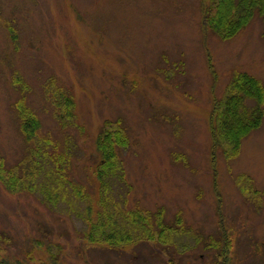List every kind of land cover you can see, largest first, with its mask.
I'll list each match as a JSON object with an SVG mask.
<instances>
[{
	"label": "rangeland",
	"instance_id": "rangeland-1",
	"mask_svg": "<svg viewBox=\"0 0 264 264\" xmlns=\"http://www.w3.org/2000/svg\"><path fill=\"white\" fill-rule=\"evenodd\" d=\"M203 2L0 0V163L21 182L14 191L0 180V259L264 264V116L236 157L211 122L236 74L264 87V19L222 40ZM20 105L40 123L32 138ZM116 131L122 168L105 206L100 140ZM58 158L68 181L56 186ZM128 213L147 220L131 228L143 239L87 240L96 222L108 234L130 228Z\"/></svg>",
	"mask_w": 264,
	"mask_h": 264
},
{
	"label": "trees",
	"instance_id": "trees-1",
	"mask_svg": "<svg viewBox=\"0 0 264 264\" xmlns=\"http://www.w3.org/2000/svg\"><path fill=\"white\" fill-rule=\"evenodd\" d=\"M204 3L206 4L205 9ZM203 9L205 26L210 28L213 34H216L222 40H229L235 37L250 24L255 16L259 15L264 19V0H204ZM232 81L225 98L222 101L216 102L211 122L212 133H214L217 145L226 146L230 157H236L239 153L242 139L250 131L259 127L264 116L262 107L264 87L260 82L258 83L255 79L244 73L236 74V77ZM65 99L62 103V111L72 116L75 104L72 99L67 97ZM248 99L256 102V106L248 107L246 105V100ZM20 109L23 120L22 128L32 138L36 135L40 123L33 113L24 112L22 107ZM102 137L104 140H100V153L103 159L99 166L98 176L104 189L102 192L104 196L103 204L106 206L110 180L112 177H116L122 168V163L120 161L118 162L117 149L115 148L116 144H119L116 141H121L122 136L116 131L113 135L105 133ZM63 160V158H58L55 161L57 166L55 174H60L59 179H61L55 180L56 184L51 181L56 186L57 184L64 185L68 181L66 176L63 175L64 170L59 167ZM3 166L4 164L1 160L0 168H3ZM4 169H0V180L8 189L14 191L18 189L20 191L19 184L21 182L17 180L15 171H4ZM120 180L122 182L123 178H120ZM59 189H62V187H57L52 192H56ZM52 192L49 191L47 196L51 198L53 196ZM77 193L79 196H82L83 191L81 190ZM127 219L132 221L130 228L127 229V227L123 226L121 229H116V231L112 230L113 232L111 234L107 233V229L105 230L107 226L96 222V224H92L93 227L86 234V238L91 244H108L112 248L119 247V245L134 244L138 240L143 239V237L134 236L133 230L136 229L132 230V226L140 227L139 225H142V223L147 224V220L135 213L124 214L123 220ZM115 225L117 223L108 225L109 229L117 228ZM148 232L147 228H145L144 233L146 235L144 238L151 240L152 235H149ZM0 264L8 263L0 259Z\"/></svg>",
	"mask_w": 264,
	"mask_h": 264
}]
</instances>
